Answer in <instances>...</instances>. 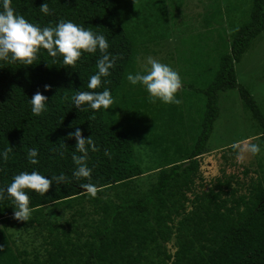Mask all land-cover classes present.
Here are the masks:
<instances>
[{"label":"trees","instance_id":"trees-1","mask_svg":"<svg viewBox=\"0 0 264 264\" xmlns=\"http://www.w3.org/2000/svg\"><path fill=\"white\" fill-rule=\"evenodd\" d=\"M193 1L204 9L202 28L218 34L221 44L210 46L194 25L179 43L169 40L172 67L188 66L185 72L170 66L182 79L181 104L152 102L127 75L144 72L145 58L160 54V40L170 38ZM45 3L47 14L40 11ZM11 7L41 28L71 21L103 34L116 59L102 78L108 83L95 90L87 83L99 51L84 53L75 66L42 48L32 65L0 60V150L11 148L8 159H0V188L20 172L68 178L43 195L28 191V221L14 218L6 193L0 199V264H264L261 152L257 169L243 166V179L222 171L209 187L201 163L220 116V95L228 91L239 92L264 145L263 109L236 72L264 32V0H11ZM104 87L113 97L109 109L75 108L77 91ZM36 92L48 98L39 116L29 103ZM77 127L96 148L87 154L91 176L80 180L72 176V156L81 153L69 138ZM30 148L38 150L36 165L28 163ZM84 183L96 186L94 196ZM24 240L22 249L18 241Z\"/></svg>","mask_w":264,"mask_h":264},{"label":"clouds","instance_id":"clouds-1","mask_svg":"<svg viewBox=\"0 0 264 264\" xmlns=\"http://www.w3.org/2000/svg\"><path fill=\"white\" fill-rule=\"evenodd\" d=\"M40 11L44 14L48 13L47 3L40 7ZM41 48L47 50L50 57H62L63 64L68 66H75L84 53L94 54L99 51L100 56L96 61L97 71L89 77L87 83V88L90 90L101 88L103 84L108 83L102 78L110 75L116 59L110 57L107 52L109 42L103 34L94 33L71 21H60L54 27L41 28L15 13L11 7V0H0V60L19 61L25 65H32ZM146 65L149 67H146L143 73L138 71L127 75L129 83L133 86L142 85L152 102L158 99L164 104L180 105L181 100L177 98V93L183 84L179 73L151 56L146 58ZM49 87V85L44 86L46 91ZM71 99L78 110L109 109L113 104L112 94L107 87H104L102 91H77ZM29 103L32 114L39 116L47 110L48 98L36 92ZM69 138H75V150L81 153V155L74 153L72 156L76 164L72 173L73 178L76 180L90 178L92 170L86 161L89 149L96 150L92 138L85 139L78 127L74 133H69ZM237 147L233 145L234 149ZM10 151L11 148L0 150V159L7 160ZM260 151L258 144L245 145L238 152L237 160L242 159L245 152L255 155ZM26 155L29 164H38L36 148H30ZM67 179L63 173L49 179L38 171L20 172L13 177L6 188H0V199H4L6 193L7 198H10L14 205V218L19 221H28L32 212L28 191L43 195L49 191L53 183H64ZM80 186L93 196L97 191L92 183H84ZM0 251L3 249L0 248Z\"/></svg>","mask_w":264,"mask_h":264},{"label":"rangeland","instance_id":"rangeland-1","mask_svg":"<svg viewBox=\"0 0 264 264\" xmlns=\"http://www.w3.org/2000/svg\"><path fill=\"white\" fill-rule=\"evenodd\" d=\"M183 8H185V16H179L176 21L177 26L172 29L174 33L170 35L168 40H160V46L156 48L160 54L152 57L159 62L167 64L171 67L172 64L175 63H171L172 58L167 55L173 54L172 52L174 48L171 46V43L173 40L178 41L179 43V35L183 30L189 31V29H187L188 26L194 25L193 27L195 28V32H205L208 36L207 43L210 46H217V44H221L218 34L210 33L211 31L208 29L202 28V20L205 14L204 9L201 5H199V3L197 4L196 1H193L189 4L187 3V6ZM170 11L171 10H169V12ZM185 20H188V23L179 26V24ZM169 40H171V43H169ZM172 57H176V55L174 56L173 54ZM142 67V71H144L146 67H149L146 65V58L143 61ZM173 67L177 68V71L179 72L181 70L185 72L183 67L188 68V66L182 64L178 67L173 65ZM236 72L238 74L239 82L250 90L258 105L261 107V109H263L264 112V32L260 35L259 39L257 38L254 41L251 49L244 55L241 62L238 63L236 66ZM219 112V119L215 124L214 132L208 143V152L202 156L201 162L202 169L205 173V184H207L208 187L211 186L210 183L212 180L221 176L222 171H224V174L226 175L230 174L236 177L239 176L243 179V166H247L251 169L258 168L256 156L249 152L243 153V157L240 160H237V154L234 157V154H231L230 151L224 152V150L230 149V147H233V145L238 146L237 149L239 152L240 149L245 147V145H251L253 143L258 144L261 148V153L259 155L264 157V145L261 146V142L257 140V138L263 135V130L253 118V115L245 109L243 101L237 90L228 91L220 95ZM229 158L232 160L230 163L227 160ZM233 161H236L238 164L231 166ZM251 176L255 175L252 174ZM145 177L148 178L150 175L147 174ZM146 178H143L145 179L143 181H146ZM18 244L23 249L26 247L27 240L22 242L18 241Z\"/></svg>","mask_w":264,"mask_h":264}]
</instances>
